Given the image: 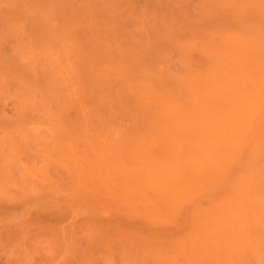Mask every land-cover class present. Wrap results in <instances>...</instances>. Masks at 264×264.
Instances as JSON below:
<instances>
[{
  "label": "bare ground",
  "instance_id": "6f19581e",
  "mask_svg": "<svg viewBox=\"0 0 264 264\" xmlns=\"http://www.w3.org/2000/svg\"><path fill=\"white\" fill-rule=\"evenodd\" d=\"M221 1L225 9L222 7L221 3L217 2V11L222 9L220 11L222 14L217 12L218 15L214 18V20L208 22V24L210 23V25L207 24L208 27L206 25V27L202 26L201 30L193 33L198 40L196 37H191L190 32H187V34L183 37L184 39L182 38L183 43L184 41L186 42V39H188L186 45H183L182 42L179 44V48L181 47L183 49H181L182 51L185 50L188 52H183V55H189L190 53L192 54V52H196V55H199L197 64L187 66V69H190H185L184 73L181 72L178 74V71V73H175V70H172L171 65L169 67V69L171 68L170 70L168 68L166 69V66H162V69L161 66L153 67L150 65L151 61L154 60L156 63L158 59L161 57L163 58L161 55L159 56L160 58H156V60L155 57H157L158 53H152L156 56H150V54H148L149 60H151L150 57H152L151 61H147V54L144 55L142 53L144 55L143 59L145 58V61H143L141 58L142 56L139 57L137 54L136 56L140 59L133 56L129 58L126 53H124L126 56L122 53L123 55L119 54V56L121 55L120 57H114V60H118L119 58L121 60L118 61L121 62L117 63L116 60L110 61V58H107L112 63L107 66L104 65L105 60L103 57L102 60L99 58L101 55L96 54L98 55L97 58H99V60L97 59V65L91 68L84 65L83 69H80L82 72L79 69L76 70L78 71V78H82L84 75L87 76L88 79L84 77L82 78L83 80L79 78L80 81H78H86L87 85L81 82L83 85L85 84V87L93 83L98 85H111V88L109 86L108 88L105 85H100L103 89H101L100 86L97 87L95 84L90 85L91 88H89V90L92 92V95H94L95 92H98V90H103V93H105L106 91L104 92V90L106 87L108 88L106 90H110L113 88L112 86L115 88V84H117V87H120V89L126 93L120 92L118 94L116 91L115 93L117 94L113 95V92H110V94L112 93V96H120L121 93L126 95L132 94L133 96L136 95L140 98V103L142 104L141 107H143V109L139 108L142 110L141 112H144L143 114L145 116L144 123L143 119L142 121L140 120V127H138L140 125L138 122L137 126L135 124L133 125L134 127L132 126L129 128L130 131L129 129L126 131V135L124 133L125 136L119 131L118 133L120 136L122 135L121 137L119 135L118 137L117 135L113 136L114 134H111L113 131L108 134L110 137L112 136L111 138L109 136L107 137L106 134L104 136L102 133L104 131V127L106 132H108L107 129L110 127L108 125H111L110 123H112V116L108 112L109 118L106 117L107 111L105 108H108L110 101H113L114 98L111 99L112 96L105 93L108 98H111L105 99L106 96L104 94L102 96L101 94L100 96L102 98L99 97V99L101 98L100 101L97 102L96 99H98V97H95L96 99L93 98V101L91 95H88L87 93L89 91H84L85 89L82 88L83 85L80 83L82 85L80 86L78 83L77 87L80 86V88H82L81 90H83V92L80 90L81 93L78 91L79 94H81L80 96L82 97V95L85 94L86 96H90L88 98L91 99H88L85 95L83 96L88 99L87 101H90V105L86 106V104L82 103L84 99L83 97L81 99L79 96L81 103L78 102L79 98L77 101L73 97L74 101L76 100V102L79 103L78 106H80V108L77 106L74 107L77 110L80 109L82 112L81 116H83L84 121L88 122L89 125L85 124L84 121L79 122L81 124L83 123V125L78 123L77 125H80V127H78L79 130H76L77 121H81L82 119L79 117L81 119L79 120L75 117V119H77L76 123H70V125L74 124L70 127H74L75 129H73L75 132L79 131L77 134L72 132V134L75 135V138L78 136L82 141H86V139L83 138L85 135L88 136L87 140L90 141L88 143H91V138L94 140V143L92 142V144H89L91 145V148L87 147L85 143L81 144V148L78 144H75V147L73 143L71 144L72 147L69 146L70 148H67V153L69 152L68 155L70 158L72 157L77 164H75V162L68 157V160L65 158L67 160L66 163L71 161L70 165L73 164L71 167H76V165H78V168L76 169L81 170L80 174L84 175L83 177H85V179L83 178L82 180V178H79V181L76 179L75 182L78 181L84 185V189L81 188L82 185L78 182V184H74L73 177L76 176L75 174H79L75 173V171L67 176L69 178L72 175V177L69 178L70 180L67 178L69 184L66 182V179L64 182L71 186L76 184L81 185L80 187L73 186L75 189L73 191L75 192L79 188L77 191H80L81 194H83V190L85 191L87 187L91 188L92 191L95 188L96 192L93 191V193H95L94 195H97L96 198L98 200H92V198H95L92 195H89V197L86 196L89 201L95 202L93 203L96 204V207H94V204L91 202L93 210L97 211L98 207L99 211L100 205H104L106 203L107 207H103L107 208V210H113L114 208V211L109 210L112 212L110 215L116 212V214L113 215L114 218L117 214H119V210L120 212L124 211V213L127 212L128 214L130 210L134 208L137 212H139L138 216L141 214V218L144 219L142 224L145 226L148 225L151 227L154 225L156 227L161 225L160 227H162L161 229H163V232L164 229L169 226L164 233L159 230L160 228L158 229L159 231L157 230V233H154L151 232V228L153 227L146 228L147 226L145 227L143 225V227L146 228V231L145 229L144 231L148 232V234H145V232L142 231L143 227L139 228L137 226H130L132 221H128L126 224L130 226L129 229L133 228V230L131 229L133 232L131 231V234H128L129 229H125V227H123L122 235H120L117 233L119 225H114V221V227L117 226L118 228L115 227V229L112 226V232L114 233L112 237L114 238V236L117 237L119 235L117 237L118 240L116 238L114 239L117 241H114L113 238L110 240L108 236H111V231H109L111 233H109L110 235L107 237H105L108 234L106 231L105 234L103 233L105 236H100L101 239L103 238L104 240H107L105 241L106 245L109 244V242H111V244L118 242L114 243L118 245L120 244L119 241L121 242L123 239L125 240V237L122 238V240H119V238L121 239V236H131L132 240L130 241L133 243L129 242V244H131V249L129 248L130 252L128 253V256H130L129 254L131 252L133 254L134 251L138 254L141 253L142 256H139L140 258H135L136 260H139L137 264H140L141 262L142 264H150V261L152 262L151 264H264V0ZM225 10L226 13H223ZM251 10H254L253 13L256 16L252 17ZM227 11L234 13V15H230L229 18L225 15L227 14ZM219 14L223 15V17ZM220 18H223V20H220ZM211 24L213 26H211ZM80 50L85 52L86 48L82 46ZM83 52L81 57L87 54L88 49L87 52ZM133 53L135 54V52H132L131 54ZM191 57L192 56L190 55V59ZM125 58H128L127 61H124L126 60ZM131 59L134 60L131 61ZM189 60L187 59V64H190ZM193 60L196 62L194 57ZM164 62L166 64V61ZM98 64H100V66H98ZM91 69L93 70V72H91L93 73L92 75H90V71H92ZM83 70L88 71L84 74ZM95 70H97V73ZM81 73L84 75H81ZM94 73L96 75H94ZM91 77H94L95 80ZM98 81H101L100 84ZM96 88L99 89L96 91ZM92 89L94 90V94ZM121 96L123 97V95ZM124 98L125 95L121 98L123 99L122 102L124 101ZM91 100L94 103L96 100V103H92ZM74 101L71 102L77 105ZM125 102L127 101L125 100ZM106 103H108L107 106H105ZM71 104L72 103H70L69 106L72 107L73 105ZM98 104L101 106H98ZM66 105L68 106V103ZM66 105L64 104L65 108ZM82 105L87 107L85 108L84 106L85 109H83L85 111H89L87 110L89 108L91 112L93 110V114L91 113L92 115L95 114L94 109L96 107H101V109H96L102 110L99 111L101 112L100 114H103V118H107V120L104 119V121L106 120V123L101 120V125H103V127H101L99 121V123L96 121L97 124H99L97 126H94V124H96L95 121L94 124H91L90 111L88 112L89 116H87L85 114L86 112H83ZM98 110L95 112L99 114ZM64 111L67 112L66 109ZM79 112H77L78 116L80 115ZM84 114L87 117V120L85 119ZM98 114H96L97 116L94 115L97 119H99ZM75 119H71V122ZM93 119L96 120V118ZM93 119L91 120L93 121ZM62 120H64V118ZM64 122L61 121V123H63L62 125H64ZM107 122L110 123L107 125ZM90 124V128L93 129V135L92 132H87L90 131V128L86 127V125L90 126ZM106 125L108 127H106ZM98 126L103 128V131H101L102 134L100 131L97 132L100 136L96 133L99 129ZM85 127L88 130H85ZM65 128H67L68 131L69 127ZM62 131L64 130L62 129ZM128 131L129 133H127ZM82 132L84 134H82ZM116 132L113 133L117 134ZM66 135L68 136V134ZM60 136L62 137V133ZM102 136H104V139L106 138L105 141ZM122 137L125 140H122ZM109 139H111L112 142L114 141V143H112ZM71 141L73 142L72 139ZM117 141L119 142L117 143ZM62 142L64 143V141ZM60 150L61 152L65 151L63 148ZM62 154L65 153H61L60 155ZM62 157L63 155L61 158ZM66 172L68 173V170ZM86 176L89 177L91 181L89 178L86 179ZM104 176L107 177V179H104ZM98 177H100V179ZM101 178L104 180V183H102L103 180ZM95 179L102 181H98L99 184H97ZM85 180L87 182L89 180L88 184L91 182L99 185V188L101 186L103 190L109 191V193L101 194V192H103L101 189L95 187L94 184L91 186L84 184ZM59 181L61 180L59 179ZM103 184L107 188H104ZM71 186L68 189H71ZM110 187H114V189H110ZM89 188L87 191L90 190ZM111 190L115 193L114 198L112 197L114 194ZM64 191H66V189H64ZM92 191L90 194H93ZM80 192H78V194ZM116 192H119V194ZM85 195L88 194L86 193ZM104 195L106 199L109 198V195H112L111 199L109 198L107 200H111L112 202L114 201L113 203L116 204L109 201L111 204L110 208L109 202L106 199H103ZM66 196L67 198L72 197V194L71 196ZM99 197L101 199H99ZM80 198L84 199L85 197L81 195ZM102 199V202H105L104 200H106L108 203H101L100 201ZM117 199L119 200L118 202H116ZM121 199L126 201L128 205L124 201L121 202ZM88 200L85 201L90 203ZM97 201H99L98 205ZM75 203L76 201H74V204ZM118 205L120 208L128 207L126 208L128 210L130 208L129 212L125 209L121 210ZM98 211L97 213L100 214ZM131 216L133 217V215ZM132 217L130 220L134 218ZM105 224L106 225L104 226H108L107 223ZM126 224L125 226L128 227ZM51 225L52 224L49 226L51 227ZM102 225L99 226V231L97 229L95 230V226H93V231L95 230L94 232H96V234L97 232H104L103 228H100ZM86 227L88 226L86 225ZM112 227H110V229ZM42 229L45 231V228ZM90 229L92 230V227ZM107 229L109 230V228ZM135 229L136 231H134ZM147 229L149 231H147ZM49 230L50 229H48L47 232H51L50 236L55 232L59 233L57 231L53 232L52 230ZM88 230H84L87 231V233H83L91 235V233L88 234ZM123 230H126V232H123ZM139 230L143 233L137 232ZM149 232H151V234ZM124 233L125 235H123ZM42 234L43 233L40 235L42 236ZM55 234L53 236H55ZM92 235L90 237L88 236L89 239H87L86 236H83L86 240L91 241ZM56 236H58V234ZM98 237L99 236L95 238L93 236L92 242L94 243V246H96V244H98L101 240L100 238L97 239ZM43 238H46V236ZM73 238H76L75 235ZM51 239L50 243L52 242ZM80 239L82 240V238ZM80 239L78 240L80 241ZM59 240L57 241V244H53V246H58V242L62 245L61 240ZM74 240H76V244L75 242L72 243V241L71 243L76 246L72 245V247H76V249L83 247L80 244L78 248V240ZM95 240L96 244L94 242ZM104 240L102 242H104ZM124 240L120 246L127 244L126 240ZM102 242H100V244ZM60 244L59 246L61 247ZM100 244L98 245L100 246ZM137 244L139 247H137ZM65 245L67 244H64L63 246L65 247ZM90 245L91 247L87 246L89 251L94 247L91 242ZM134 246L138 248L137 251L136 249L132 250ZM69 247L70 245L66 248ZM87 247L85 248L84 246L81 249L84 250L85 248L87 250ZM110 247L112 246L110 245ZM120 248L123 251L125 246L124 248H122V246ZM59 250L62 249L60 248L58 251ZM66 250L68 252V249ZM66 250L64 248V251ZM73 250H70V252ZM86 250L83 252L80 251L83 258L85 256L84 254L91 255V252L89 253V251ZM101 250L103 251L102 248ZM107 250L108 249H106L105 253L107 252L108 254ZM70 252L69 258L74 256L73 253H75V251L73 253ZM80 252L77 253L79 254ZM93 252L94 251H92V253ZM113 253L115 255V252ZM138 254H136V256H138ZM62 255L64 256L65 253ZM93 255L94 254H92V256ZM65 256V258H68V255ZM76 256H79V259H83L80 257V254ZM86 257L88 259V256ZM131 257L133 259L134 256ZM141 257L143 258L141 259ZM89 259L92 258L89 256ZM140 259L142 261H140Z\"/></svg>",
  "mask_w": 264,
  "mask_h": 264
},
{
  "label": "rangeland",
  "instance_id": "374dc122",
  "mask_svg": "<svg viewBox=\"0 0 264 264\" xmlns=\"http://www.w3.org/2000/svg\"><path fill=\"white\" fill-rule=\"evenodd\" d=\"M217 2L221 3V5L223 4L221 0H0V264H137L138 263L139 260L138 259L136 260L135 258H140L139 256H142L141 253L139 252L140 250L138 251L140 254L135 253L134 251L133 254L131 252L129 254L130 256H128V253L130 252L129 248L131 245L129 244V242L133 243L132 241H130L132 240L131 236L127 237L126 235L123 237L121 236V239L119 238V240H122V238L124 237L125 240L128 238L127 239L128 241L126 240L127 244L124 243L126 245H121L122 248H124L125 246L124 248L125 252L124 249L122 251L120 248L121 247L120 244L123 242L124 239L121 242L119 241L120 243L118 244L119 246L117 244H114L118 242H114L112 243L113 244L112 245L111 242L109 241H108L109 244L106 245L105 241L107 240L106 239L104 240L102 238L104 240V242H102L103 240L100 238V236L101 237L105 236L104 235L105 231L108 232V234L105 237L110 235L109 233L112 232L114 225H119V230L117 233H119L120 235H122L123 227H125V229L127 228L129 229L130 226L133 227L137 226L139 228H142L144 225L142 224L144 222L143 221L144 219L141 218L140 216L141 214H139L138 216L139 212H137L134 208H132V210H130L129 208L130 210L129 212V210L126 209L128 207L120 208L118 205V207L121 210L122 209L128 210L129 213L128 214L127 212L124 213V211L120 212V210L118 209L119 212L118 211L117 212L119 214H117L113 218V215L116 214V212L110 215V213H112L110 212L112 209L111 210L109 209L110 210L109 211L107 210V208L103 207V206L107 207L105 202L108 201L107 199L109 198L111 199L112 195H109V198L107 199L105 195L103 196V199H106L107 201L104 200L105 202H102L103 199L100 201L101 203H105V204L100 205L99 211L97 207V211L100 213L98 214L96 210H93V205L91 204L92 201H89L87 199L89 195L95 197L92 198V200L95 201V199H97L96 198L97 195H94L95 193H93V191H95V188L93 187L94 190L92 191L91 188L89 187L86 188V186L87 185L91 186L92 184H94L95 187L103 191L101 192V194L109 193V191L103 190L101 186L99 188L98 187L99 185H96L95 183L90 182V184H88L90 178L87 176L86 179L89 178V180L88 182L85 180L84 184L87 185L85 186L86 188L85 191L83 190L82 192L83 194H81L80 191H77L79 189L78 187H77L78 189L76 190L77 192L73 191L75 190L73 186L80 187L82 185L81 183L78 182L79 181L78 179L82 178L83 180V178L85 179V177H83L84 175L80 174L81 170L76 169L78 168V165H76V167L73 166L74 167L73 168L71 167L73 164L70 165L71 161L69 163H66L68 158H70V156L68 155L69 152L67 153L68 151L67 148H70L69 146L72 147L71 145L72 143L74 146L75 144H78L79 147L81 146L82 143L83 144L85 143L87 147H90L91 145L89 144H92V142L94 143V140H92L91 138V143H88L90 141L87 140L88 136L85 135L82 136L83 138L86 139V141L84 139H83L84 141H82L81 138H79L78 136L75 138V135L72 134V132H75L74 131L75 128L73 126L72 127L74 129L70 127L71 125L74 124L70 125V123H76L77 119H75V117H77L79 120L82 119L81 121H77L76 125L79 122L84 121L83 116H81L82 112L80 111V109L77 110L75 108L76 106L80 108V106H78L79 103H81L80 98L82 99V97L85 95L83 94L82 97L80 96L81 94H79V92L80 93L81 91L83 92V90L81 89L84 88L85 89L84 91L91 92L89 90V88H91L90 85L95 84L97 87H99L101 85L100 82L102 81V80L98 81L100 85L93 83V84H89L87 88L84 86L86 84L85 80H84L85 82L81 81L82 83H85L84 85L78 81H80V79L83 80L82 78L84 77L87 78V76L84 74L88 70L87 71L83 70L84 74L81 73V75L83 74L84 77L82 78L79 77L80 79L78 78L79 75L77 74L78 71L76 70L83 69L84 65H86V67L88 66L89 68H91L97 65L99 58L102 59V57L105 60L104 65L107 66L112 64L110 62L111 60L113 61L116 60V59L114 60L115 56H119V54L122 53L123 54L126 53V55H128L127 57L129 58L131 56L135 58H139L140 56H142L141 57L142 59L145 54L147 55L150 54L151 56L153 55L152 53L155 54L158 53L155 59L160 58L159 56L161 55L163 56V58L161 57L160 59H158L156 63L154 60L151 61L152 57H150L151 60H149V55L148 57L146 55V58H148L147 61L152 62V63L150 62V65H152L153 67L161 66V68L162 66L163 67L166 66V69L167 68L169 69L171 65V68L173 71L175 70L174 71L175 73L177 71L179 72V73L177 72L178 74H180L181 72L184 73L185 69L186 70L190 69V68L187 69V66H192L194 64H197L199 60V55H196L197 54L196 52H192L194 56L191 53L189 55L184 54L187 55L184 56L183 52L185 53L187 51L185 50L182 51L183 49L181 47L179 48V44L182 42V38L187 34V32H190L191 37L195 38L196 36L193 33H196V31L198 32L199 30H201L202 26L206 27L209 21L214 20V18L218 15V13H221L220 11L222 9H219L217 11L218 8ZM251 12H252V17L256 16L253 13L254 10H251ZM223 13H226V10ZM232 14L234 15V13L227 11V14L225 15L229 17ZM221 17H223V15H221ZM220 20H223V18L222 19L220 18ZM208 25H210V23ZM211 26L213 25L211 24ZM187 41L188 39H186V42L185 41L184 43L182 42L183 45H186ZM82 46L86 48L85 52H87L88 49L87 54L83 55V57H81L83 51L80 50ZM129 52L131 53L135 52V54L134 53L131 54ZM96 54H99L101 56L97 58L98 55ZM136 54L139 55V57L136 56ZM126 55L124 54V56ZM190 55L192 56L191 59H190ZM193 57L194 59H196V62L193 60ZM107 58H110V61ZM127 59L126 60L123 59V60L127 61ZM162 59L163 60L166 59L164 60L166 61V64ZM187 59L188 60L190 59L189 60L190 64L188 63L189 65L187 64ZM118 60L121 59L118 58ZM118 60H116L117 63L121 62ZM133 60L134 59H131V61ZM143 61H145V58L143 59ZM153 62L156 65H154ZM162 62L164 63V65ZM100 64H98V66H100ZM96 71L97 70H95V72ZM91 72H93V70L90 71V73ZM92 74L93 73H91L90 75ZM94 75L96 74L94 73ZM75 76L77 77V79ZM91 78L94 79V77ZM78 83L80 86L83 85L82 88H80V86L77 87ZM104 85L107 86L106 84H103L101 86ZM108 86L110 87L111 85L109 84ZM115 86H116L115 88L114 86H112L114 89L112 88L110 90H106L109 87L108 88L106 87V89L104 88L105 89L104 92L106 91L105 92L106 94H110V92H113V95H116L117 93L119 94L120 92H124L123 90L120 89V87H117L118 86L117 84H115ZM98 89L99 88H96L95 90L97 91ZM116 91L117 93H115ZM89 92L87 93L88 95L89 94L91 95L92 99L95 97L96 98L98 97L99 99V97H101L100 96L101 94L102 96L103 94L106 96L105 99L108 98V96L105 93H103V90L100 91L98 90V92H95V94L93 90L94 95H97L99 93L97 96H94L92 95V92L91 93ZM124 93L123 94L121 93V95H123V97L125 95L126 98V99L124 98L123 102H122L123 99H121L123 97L121 95H120L121 97L118 95L116 96L117 97L116 98L115 96L111 95L112 93L110 94L112 96V98L111 97L110 98L111 99L114 98V100L110 101L108 108L107 109L105 108V110L107 111L106 112L107 118H109L108 112L112 116L111 119L112 123L107 122V125L109 123L111 124L108 125L110 127L106 125V127H108L107 129L108 132H106L105 127L103 131L102 130L103 128H100L98 126L100 130L94 128L97 130L96 133L99 131L101 133V131H103L102 133L104 134V136L106 134V136L108 137L109 136L108 134H110V132L117 131L116 132L117 134L113 132L111 134L112 135L114 134L113 136L117 135L118 137L119 135L118 131L123 133L122 135H124V133L126 135V131L135 124L137 126L138 122L140 124L138 127H140L141 126L140 122L142 121V119L144 123V119H145L144 118L145 116L143 114L144 112H141L142 110L139 109V108L143 109V107H141L142 104L140 103V98L136 95L134 96L132 94L126 95ZM73 97L76 100L79 98V101L77 100L79 103H77L76 100L74 101ZM85 97L88 98L90 96L85 95ZM85 97H83L84 99L82 103L86 104V106L90 105L89 104L90 101L87 100L91 98L86 99ZM98 99H96L97 102L100 101V99L99 100ZM125 100L127 102H125ZM71 101L76 102L77 105L73 104V102ZM93 101L92 103H94ZM67 103L68 106L66 105ZM70 103H72L71 104L73 105L72 107L69 106ZM64 104L66 105V108ZM100 104H98V106ZM107 104L108 103H106L105 106H107ZM84 106L82 105V109L84 108ZM86 106L85 108H87ZM136 106L138 107V110ZM96 108L101 109V107H96ZM96 108L94 109L95 116H97L96 114H98L95 112L96 110H98ZM65 109L67 112L64 111ZM84 109L83 112H86L85 114L87 116H89L88 115L89 111H90V116L91 117L93 116L92 118L90 117L91 124L92 123L94 124L96 121L97 122L99 121L101 125V120L102 121H104V119L107 120L106 117L103 118L102 116L103 114H100L101 112L99 111L102 110H98L99 119H97V117L92 115L93 110L91 112L90 108L87 109L89 111H85ZM76 110L77 112L79 111L81 112V113L79 112L80 114L79 116ZM63 118L65 122L64 120H62ZM70 118L71 119L74 118L75 122L74 121L71 122ZM93 118H96V120H94ZM85 119L87 120L86 116ZM91 119H93V121ZM106 120L104 121L105 123ZM61 121L64 122V125H62L63 123H61ZM84 122L85 124L89 125L88 122L86 121ZM97 122L96 124H94V126L99 125L97 124ZM91 124L90 126L86 125V127L90 128ZM81 125H83V123ZM64 126L69 127L68 131L67 128H65ZM76 127L77 130L78 127H80V125L79 126L77 125ZM86 127L84 129L88 130ZM101 127H103V125H101ZM62 129L64 131H62ZM92 131L93 129L90 128V131L87 132L90 133ZM129 131L127 133H129ZM77 132L79 131H76L75 133L77 134ZM61 133H62V137L60 136ZM66 134H68L69 137ZM82 134L84 133L82 132ZM98 136H100V134H98ZM104 136L102 137L103 140L105 141L106 138L104 139ZM71 139L73 140V142L71 141ZM122 140L125 139L123 138ZM62 141H64V143ZM118 142L119 141H117V143ZM112 143H114V141ZM62 148L63 150L65 149L66 152L63 150H62L63 152H61L60 149ZM83 149H79V150H83ZM61 153H65L62 154L63 159L61 158L62 156L60 155ZM70 159L74 161L72 157ZM74 162L75 164H77L76 161ZM67 170L68 173L66 172ZM73 171H75V173H79V174H75L76 176L73 177L74 184L78 182L81 185H77L78 183L72 186L68 185L69 183L67 180L68 178L67 176L70 175V173L72 174ZM70 177H72V175ZM98 178L100 179V177ZM59 179L61 181H59ZM76 179L78 181L75 182ZM99 179L97 180L95 179L97 184H99L98 183ZM104 179H107V177H105ZM65 181L68 184L64 183ZM102 183H104V180ZM70 186L71 189L73 187L72 189L73 192L72 191L70 192L71 189H68L70 188ZM83 187L84 185L81 186V188ZM88 188L90 189L89 191H87ZM104 188L107 187H105L104 185ZM64 189H66V191L68 192L64 191ZM110 189H114V187H110ZM91 191L93 194H90ZM78 192H80L79 194H81L85 198L81 199L80 198L81 195H79ZM86 193L88 195H85ZM112 193L114 194L112 196L114 198L115 193L114 192ZM71 194L72 197L67 198L66 195L71 196ZM117 194H119V192ZM100 197L99 199L102 198ZM85 200L86 201L88 200L90 203L86 202ZM121 200H120L121 202L124 201L123 199ZM74 201H76L75 204ZM118 201L119 200L117 199L116 202ZM98 202L99 201H97V205ZM124 202L128 205L126 201ZM94 207H96V204H94ZM110 208H111V204H110ZM112 211H114V208ZM131 215H133V217L137 219L135 220ZM131 217L133 218L132 220H130ZM128 221H132L133 224L131 223L130 226H128V224H126L128 223ZM105 223L107 224L110 223L108 224V226L109 225L110 226L109 227L104 226L106 225ZM50 224H52L51 227L49 226ZM125 224L128 227H126ZM45 225H47L48 228ZM86 225L88 227H86ZM100 225H102V227L100 228H103L104 232H97L96 234V232L94 231L96 229L98 230ZM93 226H95L94 231H93ZM146 226H145L146 228L149 227L148 225ZM160 226L155 227L153 225L151 226L153 228L151 227L149 228H151L152 229L151 232L154 233H157V230L159 228H160L159 230L163 232V229H161L162 227ZM89 227L90 228L92 227V230ZM110 227L112 228L110 229ZM115 227L118 228L117 226ZM145 227L142 228L143 232L146 231ZM42 228H45V231ZM107 228H109V230ZM167 228H169V226H167ZM46 229L47 230L50 229L53 232L57 231L59 233L55 232L56 233V234L54 233L55 236H53L54 234L50 236L51 232L48 233ZM131 229L133 230V228ZM131 229L128 230V234L132 231ZM136 229L134 231H136ZM166 229H164V232ZM84 230H88L89 231L88 234L91 233V235L94 232V234L92 235V240H93V236L95 238L99 236L97 239L100 238L102 241L100 240L98 244L102 242L101 243L102 245L100 244V246L102 247L96 244V240L94 241L96 246H94L92 240L91 241L86 240V238L89 239L91 235L85 234L87 233V231ZM140 230L137 232L141 233L142 231L140 232ZM124 231L126 232V230H123V232ZM147 231L149 230L147 229ZM151 232L149 233L151 234ZM41 233H43L42 236L40 235ZM146 233L148 234V232H145V234ZM57 234L58 236H56ZM113 234L114 233L112 232L111 236H108L110 240L111 238H113L112 237ZM74 235L76 238H73ZM83 235L84 236L87 235L86 238ZM123 235H125V233ZM45 236L46 238H43ZM117 237L114 236V238L116 239ZM80 238H82V240ZM114 238L113 240L115 241L116 239ZM50 239L52 241L51 243H50ZM57 239L58 240L60 239L62 243L61 245L60 242H58V246L60 244L61 247L60 246L59 247L62 249L59 251L58 249L60 248L57 245L56 247L55 245L53 246V244H57L58 241ZM74 239L77 240L80 239V241L79 240L77 241L78 248L80 244L83 247L85 246V248L87 246L91 247L90 245L91 242L92 245L94 246V247L92 246L93 247L92 249L96 248L95 249L96 251L90 248L89 251L88 247L87 250L85 248L84 250L81 249L83 247H80V249H76V247L75 248L72 247V245L76 244V240ZM71 241L72 243L75 242V244H72ZM63 243L67 244L68 246L70 245V247L66 248L68 247L67 245H65L64 247ZM110 245L112 247H110ZM134 247L132 250L136 249L137 251L138 248H136V246ZM137 247H139L138 244ZM64 248L65 250L68 249V252L67 250L64 251ZM101 248L103 249V251L101 250ZM69 249L70 250L75 249V250L70 252ZM106 249H108L107 250L108 254L107 252L105 253ZM82 250L89 251V253L91 252V255L84 254L85 256L83 255L84 256L83 258L81 256V252H83ZM91 250L94 252L92 253ZM74 251L76 255L80 254V257H82L83 259L81 258L79 259L78 258L79 256H76L75 253H73ZM69 252L73 253L74 256L72 257L70 256L71 258H69ZM77 252L80 253L78 254ZM111 252L113 255L111 254ZM113 252H115V255ZM64 253L65 255H68V258H65L66 256L62 255ZM92 254L94 255L92 256ZM116 254L117 257L119 256L118 258L116 257ZM136 254H138V256H136ZM105 255L106 256L111 255V256L106 257ZM86 256H88V259ZM89 256L92 259H89ZM131 256H134L133 259ZM142 258L143 257H141V259ZM141 259L140 261H142ZM149 263L151 264L152 262L150 261ZM140 264H142V262Z\"/></svg>",
  "mask_w": 264,
  "mask_h": 264
}]
</instances>
